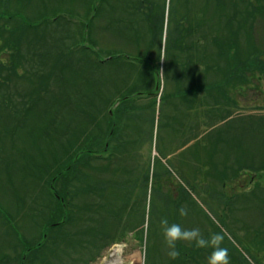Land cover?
Wrapping results in <instances>:
<instances>
[{"label": "rangeland", "instance_id": "1", "mask_svg": "<svg viewBox=\"0 0 264 264\" xmlns=\"http://www.w3.org/2000/svg\"><path fill=\"white\" fill-rule=\"evenodd\" d=\"M204 8L207 30L188 39L201 53L182 54L181 20L201 23ZM0 12V34L10 41L0 38V65L10 69L0 75V264L26 261L32 252L23 243L49 253L71 238L81 247H65L63 263L169 264L179 244L194 247L183 257L199 255L200 264H219L220 249L228 264H264V108H254L264 103V71L256 69L264 66V2L2 0ZM222 48L240 64L222 63ZM20 53L32 59L13 64ZM214 65L218 73L209 75ZM8 71L16 75L6 82ZM225 71H237L236 84L222 81ZM241 74L246 92L238 90ZM126 91L144 98L121 117L125 147L116 151L115 141L105 152L99 124ZM76 165L84 178L75 185L86 189L71 183L63 193L61 179L54 194L57 174L74 177ZM88 227L97 231L79 235ZM53 232L58 244L48 240Z\"/></svg>", "mask_w": 264, "mask_h": 264}, {"label": "trees", "instance_id": "2", "mask_svg": "<svg viewBox=\"0 0 264 264\" xmlns=\"http://www.w3.org/2000/svg\"><path fill=\"white\" fill-rule=\"evenodd\" d=\"M1 2H2V0H0ZM5 1V0H4ZM210 5V4H209ZM5 6V2H4V4L2 5V7H4ZM208 8H204L203 9V11H202V13L204 14V15H206V12H208ZM220 11V10H219ZM4 12V11H3ZM3 12H0V17H2V15L1 14H3ZM9 13V11H5L4 12V14H3V17H4V15H5V22H6V24H5V26L6 25H9L10 24V22L12 21L11 19H7L6 17H8L7 16V14ZM219 13H221V11L219 12ZM213 14V13H212ZM217 14H218V11H217ZM213 16H214V14H213ZM192 22H194V20H192ZM191 23V22H190ZM226 29H228L229 28V26H226V24L225 25H223ZM204 27V29H206L207 30V21H206V23H202V24H197V25H194V24H189L188 25V28H186V27H183V28H181L180 30H179V35H180V37H179V39L182 41L181 42V44L179 45V49L181 50V52L184 54L185 52H188V51H190L191 53H192V49H193V47H192V45H190L191 43L188 41V39H190V41L192 42L193 41V36H195V35H197L198 34V31L199 30H201V28H203ZM219 27V26H218ZM230 28H231V26H230ZM14 29H16V28H14ZM204 36V34H202V37ZM0 38L1 39H4L5 40V45H8L9 44V40H7V39H5V31L3 30V34H0ZM222 38V37H221ZM231 38V36L227 39V40H229ZM224 40H226V38H225V36H224ZM183 41H185V42H183ZM223 44H225L224 42H223ZM6 47V46H5ZM232 49V48H231ZM196 51L197 52H200L201 50H200V48H199V50H198V48L196 47ZM31 56L32 55H23L22 53H20V55H19V58H15L14 56H12L11 57V61H12V63L13 64H15V65H19V64H21V63H26L27 62V60H30V59H32L31 58ZM240 56V55H239ZM222 58H223V60H222V63H229L230 64V62H231V60H233L234 59V61H236V62H238L239 63V58L238 57H233V58H231V57H229V56H227V54H223V52H222V56H221ZM241 57V56H240ZM241 67H243L244 65V62H242L241 61ZM240 64V63H239ZM262 64V65H261ZM260 65H259V67L258 68H256L257 70L258 69H260V71H264V66H263V63H261ZM240 67V66H239ZM223 69V68H222ZM254 69V68H253ZM3 70H10V69H8V67H4V66H1L0 65V75H1V72L3 71ZM12 75V76H11ZM14 75H16V72L15 71H8V77L5 79V81L7 82V79H10V78H12ZM149 81H148V77L145 79V81H144V83H148ZM205 87L208 89V86L207 85H205ZM43 90H45V88H42L41 90H39V92H41V91H43ZM119 91H122V90H119ZM220 95L222 96V95H225V96H227V93L225 92V91H222L221 90V92H220ZM108 110V109H107ZM106 110V111H107ZM125 110H123L122 108H119L118 110H117V112L116 113H112V114H110L109 112L108 113H106V115H105V117L104 118H102V124H99V120H95L94 121V123H96V125H98L99 124V130L101 129V128H106L105 130H100V134H102V135H105L106 137H107V139L111 136V140H116V142L118 143L117 144V149H118V146L120 145L119 144V140H120V135H119V130H121L122 129V125H121V123L120 122H122L121 121V117L122 116H124L125 115V112H124ZM117 115V117L115 118V116ZM119 139V140H118ZM106 140V139H105ZM121 146H122V144H121ZM120 146V147H121ZM119 147V148H120ZM125 147V146H124ZM123 147V148H124ZM66 164H65V161H64V166H65ZM63 166V167H64ZM68 169V168H67ZM67 169L65 170L66 172H67ZM65 173V172H64ZM74 173H75V175H74ZM66 174V173H65ZM57 176H58V178H57V185H58V183L60 182V180L61 179H63V180H65L64 182V188H63V193H65V191H67V188H68V186L70 187V185H71V183H73L72 185H74L75 187H76V189H78V192H79V190H84V189H86V186H82L81 185V188H77V185H75V181H78V180H80L81 179V181H82V178H84L83 176H82V166L79 168V166L78 165H76V167H75V171H73V173H72V176H74V177H67V180H66V177L65 178H63V173L62 172H59L58 174H57ZM80 176V177H79ZM73 180V181H72ZM128 187H131V182H129V185H128ZM59 192H62V190L60 189V187H56V189H55V193H57L58 195H59ZM106 191L105 190H103V196L101 197V200L105 203V201H106ZM127 208V205H125V207L124 208H122V210H125ZM69 209V208H68ZM67 213L68 214H72V212H70V211H67ZM114 214H115V216L119 219V224H121L122 223V220L120 219V217H118V213L117 212H114ZM70 220H71V217H70V215H68V218H67V222H70ZM85 220V218L84 217H82V222L83 223H89L88 225H91L92 223L91 222H89V221H84ZM56 228H57V226H55V227H52L51 229H49V231L48 232H51V230H53V229H55L56 230ZM91 231L92 232V234H94L95 232L94 231H97V230H94L93 228H85V229H83V231H81V232H79V235H89L88 233H87V231ZM94 232V233H93ZM99 232V231H98ZM124 232H125V230H124ZM55 234H54V232L51 234V236L49 237L50 239L52 238V240L54 239L55 241H54V244H58L59 243V238L57 237V235L56 236H54ZM78 235V236H79ZM92 236H95V235H92ZM57 238H58V240H57ZM71 239H74V238H71ZM71 239H67V240H65L64 242H66L65 244H64V246H63V248L60 250V251H58V252H52V251H50L49 253H46L47 252V248H46V246L45 245H34L33 246V248L31 249L30 247H28L27 248V246L23 243L22 245H24L23 247L24 248H26V253H25V255H27L28 256V252H32L31 253V255L29 256V258L28 259H26V261H24L23 260V257L19 260V262L17 263V264H32L33 262H35V261H37V259L39 258V259H44V260H42V264H68V263H63V262H61L62 260H63V256H65L64 254H63V252H64V249H65V247H67V248H69L70 250H79L78 248L79 247H81V246H76V243L73 241V240H71ZM57 242V243H56ZM60 243H63V242H60ZM109 243V242H108ZM86 246V245H85ZM86 249H88V252H90V250H89V248H87V247H84V248H82L80 251L81 252H84ZM188 249H194V247H192V248H188V247H184V245L181 247L179 244H177L176 246H175V248H174V252L175 253H177L175 256H171V262L169 263V264H187V263H190V262H192V263H196V264H200V261L198 260L197 261V256H199V255H196L194 258H192V259H190V260H188V259H185V257H183V253L185 252V251H188L189 252V250ZM92 250V249H91ZM195 250V249H194ZM96 251L97 250H94L93 252H92V254L90 255V256H94L95 255V253H96ZM86 252V251H85ZM193 253H196V254H198V252L197 251H194ZM35 258V259H34ZM30 259V260H29ZM34 259V261H32ZM86 259H89V258H86ZM85 259V260H86ZM91 259V258H90ZM170 259V258H169ZM29 260V261H28ZM11 262H14V261H11ZM11 262H8V259H5V264H9V263H11ZM90 262V261H89ZM88 262V263H89ZM87 263V264H88ZM155 263V261L152 263V264H154Z\"/></svg>", "mask_w": 264, "mask_h": 264}, {"label": "clouds", "instance_id": "3", "mask_svg": "<svg viewBox=\"0 0 264 264\" xmlns=\"http://www.w3.org/2000/svg\"><path fill=\"white\" fill-rule=\"evenodd\" d=\"M176 231H179V229H176ZM198 244H203V241H198ZM169 246L174 247V244L172 241H169ZM177 253L172 252L171 255L175 256ZM214 255H220L222 257V260L219 262V264H228V254L227 249H220L218 253H214Z\"/></svg>", "mask_w": 264, "mask_h": 264}, {"label": "flooded vegetation", "instance_id": "4", "mask_svg": "<svg viewBox=\"0 0 264 264\" xmlns=\"http://www.w3.org/2000/svg\"><path fill=\"white\" fill-rule=\"evenodd\" d=\"M264 2V0H255V3L258 5V7L261 5V3ZM253 2H250L252 4ZM253 8V7H252ZM254 9V8H253ZM255 107V106H254Z\"/></svg>", "mask_w": 264, "mask_h": 264}, {"label": "bare ground", "instance_id": "5", "mask_svg": "<svg viewBox=\"0 0 264 264\" xmlns=\"http://www.w3.org/2000/svg\"><path fill=\"white\" fill-rule=\"evenodd\" d=\"M117 262H119V260Z\"/></svg>", "mask_w": 264, "mask_h": 264}]
</instances>
